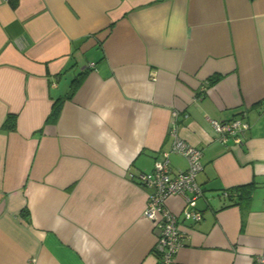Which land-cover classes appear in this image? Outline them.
I'll return each instance as SVG.
<instances>
[{
    "label": "crops",
    "instance_id": "crops-1",
    "mask_svg": "<svg viewBox=\"0 0 264 264\" xmlns=\"http://www.w3.org/2000/svg\"><path fill=\"white\" fill-rule=\"evenodd\" d=\"M234 118L249 123L242 143L216 141L210 121ZM172 126L202 151L204 192L173 264H252L264 251V0H0V264H155L136 176ZM168 159L173 173L187 166ZM248 183L247 203L224 206L223 190Z\"/></svg>",
    "mask_w": 264,
    "mask_h": 264
},
{
    "label": "built area",
    "instance_id": "built-area-1",
    "mask_svg": "<svg viewBox=\"0 0 264 264\" xmlns=\"http://www.w3.org/2000/svg\"><path fill=\"white\" fill-rule=\"evenodd\" d=\"M210 124L215 140L220 143H227L229 138L234 143H242L241 134L249 128V123L240 118L226 121L212 119ZM169 134L172 136L170 148L155 160L153 169L136 176L137 181L148 189L143 217L158 230L154 245L155 264H173L176 253L183 245L184 231L180 227V220L197 223L203 216L201 210L193 207V202L204 194L196 181L202 169V151L182 139L175 126L170 128ZM170 153L179 154L185 159L187 166L184 170L171 171L168 159ZM227 195L228 192L223 190L222 196ZM171 196L182 198L180 212L168 207L167 201ZM252 264H264V251L253 258Z\"/></svg>",
    "mask_w": 264,
    "mask_h": 264
},
{
    "label": "trees",
    "instance_id": "trees-1",
    "mask_svg": "<svg viewBox=\"0 0 264 264\" xmlns=\"http://www.w3.org/2000/svg\"><path fill=\"white\" fill-rule=\"evenodd\" d=\"M219 79H220V76L214 74L207 79V85H213ZM2 127H4V128H13L14 127L12 115H8L6 117V119L4 120V122L2 124ZM253 188H254V184L248 183L245 185L236 186L233 188L226 189V191L228 192L227 198L229 201L224 206H228L231 204H245V203H247L252 196Z\"/></svg>",
    "mask_w": 264,
    "mask_h": 264
}]
</instances>
